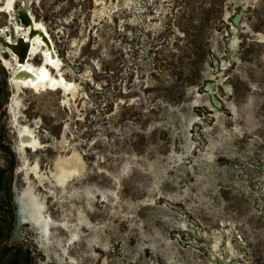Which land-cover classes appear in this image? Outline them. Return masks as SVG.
<instances>
[{"label": "rangeland", "instance_id": "374dc122", "mask_svg": "<svg viewBox=\"0 0 264 264\" xmlns=\"http://www.w3.org/2000/svg\"><path fill=\"white\" fill-rule=\"evenodd\" d=\"M28 7L76 107L0 61V264H264V0Z\"/></svg>", "mask_w": 264, "mask_h": 264}, {"label": "water", "instance_id": "95a60500", "mask_svg": "<svg viewBox=\"0 0 264 264\" xmlns=\"http://www.w3.org/2000/svg\"><path fill=\"white\" fill-rule=\"evenodd\" d=\"M29 0H0V61L6 69L11 94L20 86L35 90L61 89L59 105L67 106L69 117L75 116V91L73 81H65L60 75V60L40 22H34L28 7ZM99 4L101 0H93ZM240 14L234 19L238 22ZM218 104V103H217ZM23 127V126H22ZM21 127V128H22ZM35 137L34 132L17 131L16 155ZM36 139V137H35ZM32 209H39L43 217V202L30 194ZM38 220V221H37ZM29 221L37 228L39 219L32 212Z\"/></svg>", "mask_w": 264, "mask_h": 264}, {"label": "bare ground", "instance_id": "6f19581e", "mask_svg": "<svg viewBox=\"0 0 264 264\" xmlns=\"http://www.w3.org/2000/svg\"><path fill=\"white\" fill-rule=\"evenodd\" d=\"M28 3H29V1H28ZM35 22V21H34ZM60 75H61V73H60ZM62 76V75H61ZM63 78V77H62ZM64 79V78H63ZM65 80V79H64ZM66 81V80H65ZM21 87V86H20ZM19 88V87H18ZM17 88V89H18ZM58 89V88H57ZM45 90V89H44ZM54 90V89H53ZM27 144H31V142H29V143H27ZM32 145V144H31ZM77 163V162H76ZM72 164V163H71ZM72 166V165H71ZM78 170V168H73V166H72V168L71 167H69L68 165L67 166H65V168H63L62 169V174H63V178H65L67 175H69L70 173H72V172H76ZM72 174H74V173H72ZM67 179V178H66ZM64 180V179H63Z\"/></svg>", "mask_w": 264, "mask_h": 264}, {"label": "trees", "instance_id": "16d2710c", "mask_svg": "<svg viewBox=\"0 0 264 264\" xmlns=\"http://www.w3.org/2000/svg\"><path fill=\"white\" fill-rule=\"evenodd\" d=\"M12 165H13V161H11L10 167H12ZM7 192H8V195H9V191H7ZM8 214H9L10 221L8 222V228H7V230L10 231L11 230V227H12V213H11L10 208L8 210Z\"/></svg>", "mask_w": 264, "mask_h": 264}]
</instances>
